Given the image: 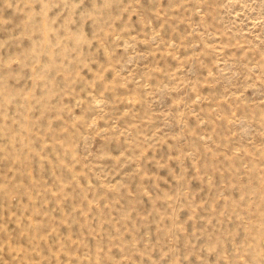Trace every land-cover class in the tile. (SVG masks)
<instances>
[{
    "label": "rangeland",
    "instance_id": "374dc122",
    "mask_svg": "<svg viewBox=\"0 0 264 264\" xmlns=\"http://www.w3.org/2000/svg\"><path fill=\"white\" fill-rule=\"evenodd\" d=\"M0 264H264V0H0Z\"/></svg>",
    "mask_w": 264,
    "mask_h": 264
}]
</instances>
